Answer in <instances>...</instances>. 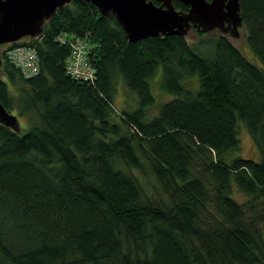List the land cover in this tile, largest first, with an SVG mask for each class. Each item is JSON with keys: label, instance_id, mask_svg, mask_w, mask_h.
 Listing matches in <instances>:
<instances>
[{"label": "trees", "instance_id": "16d2710c", "mask_svg": "<svg viewBox=\"0 0 264 264\" xmlns=\"http://www.w3.org/2000/svg\"><path fill=\"white\" fill-rule=\"evenodd\" d=\"M239 7L263 69L224 36L198 41L208 57L176 35L130 44L82 0L6 46L35 50V76L0 51V104L19 124H0V264H264V0ZM60 34L87 42L93 81L67 75ZM158 68L173 99L150 115ZM119 85L136 107H116ZM238 121L258 162L238 155Z\"/></svg>", "mask_w": 264, "mask_h": 264}, {"label": "water", "instance_id": "95a60500", "mask_svg": "<svg viewBox=\"0 0 264 264\" xmlns=\"http://www.w3.org/2000/svg\"><path fill=\"white\" fill-rule=\"evenodd\" d=\"M93 5L106 18L110 14L130 44L147 38L179 36L186 38L195 29L239 37L243 27L239 0H82ZM157 2L158 5L154 4ZM72 0H0V46L41 35L44 24ZM173 2L187 7L178 11ZM2 61L0 60V70ZM0 124L19 131L17 118L0 104Z\"/></svg>", "mask_w": 264, "mask_h": 264}, {"label": "rangeland", "instance_id": "374dc122", "mask_svg": "<svg viewBox=\"0 0 264 264\" xmlns=\"http://www.w3.org/2000/svg\"><path fill=\"white\" fill-rule=\"evenodd\" d=\"M246 35H247V33H246V30L243 26L239 29V37L238 38H232L229 35H224V37L231 43V45L233 47H235L237 50H239L250 63H252L256 67H258L259 69H263L262 64L260 63L258 58L252 53L249 46L246 44ZM221 36H223V35L220 31L213 30V31L208 32L203 37H198L196 35V32L194 30H191V31H189V33L186 36V41L193 48H195L199 54H201L202 56L208 57V56L212 55V52H213L212 47H210L205 42L200 43L198 41H201L202 39L203 40L204 39L205 40L213 39V38H217V37H221ZM193 43H195V44L193 45ZM4 49H6L5 45L0 46V51H3ZM160 82H161V69L158 68L156 70V73H155L153 79L151 81H149L150 91L155 98V106H157V109L154 108V109H151L149 111L150 115L155 114L160 105H162V104L173 99V97L171 95L162 92L160 87L158 88V84H160ZM185 86L188 89H191L193 91L197 90L198 89V77L197 76L191 77L188 80V82L185 83ZM135 97L136 96L129 93L124 86L119 85V86H117V93L114 97L115 105H116V107H118L120 109H124V110L130 109L132 106L136 107L135 103L137 101V98H135ZM129 106H131V107H129ZM21 121L22 120H20V122ZM238 126H239L238 127V133H239V138H240V142H241V150H240L238 155L241 158L250 159L252 161L258 162L260 159L259 153H258V148L255 145L250 134L248 133L246 126L241 121H238ZM237 199L239 201H242V202L245 200V198L240 194H238Z\"/></svg>", "mask_w": 264, "mask_h": 264}, {"label": "built area", "instance_id": "2783aa9c", "mask_svg": "<svg viewBox=\"0 0 264 264\" xmlns=\"http://www.w3.org/2000/svg\"><path fill=\"white\" fill-rule=\"evenodd\" d=\"M57 41L70 49L65 67L67 75L75 80L93 81L95 72L86 62L89 53L87 42L70 34H60ZM4 52L9 63L18 68L24 77L30 78L37 74L38 63L34 49L16 46L6 48Z\"/></svg>", "mask_w": 264, "mask_h": 264}, {"label": "flooded vegetation", "instance_id": "af4514ba", "mask_svg": "<svg viewBox=\"0 0 264 264\" xmlns=\"http://www.w3.org/2000/svg\"><path fill=\"white\" fill-rule=\"evenodd\" d=\"M193 30H195V29H193ZM197 31V30H196ZM229 35V34H228Z\"/></svg>", "mask_w": 264, "mask_h": 264}]
</instances>
